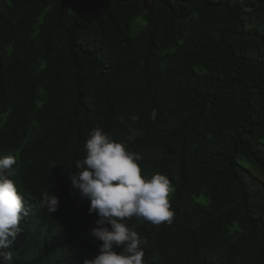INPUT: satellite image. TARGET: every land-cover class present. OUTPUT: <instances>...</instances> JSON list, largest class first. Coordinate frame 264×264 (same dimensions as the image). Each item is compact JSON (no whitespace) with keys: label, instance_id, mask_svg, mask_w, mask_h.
Instances as JSON below:
<instances>
[{"label":"trees","instance_id":"16d2710c","mask_svg":"<svg viewBox=\"0 0 264 264\" xmlns=\"http://www.w3.org/2000/svg\"><path fill=\"white\" fill-rule=\"evenodd\" d=\"M96 128L175 188L171 224L124 221L145 264H264V0H0V158L31 209L13 264L98 254L69 180Z\"/></svg>","mask_w":264,"mask_h":264},{"label":"clouds","instance_id":"9594fccd","mask_svg":"<svg viewBox=\"0 0 264 264\" xmlns=\"http://www.w3.org/2000/svg\"><path fill=\"white\" fill-rule=\"evenodd\" d=\"M156 115L153 109L150 118L155 121ZM131 119L135 122L139 118ZM84 149L86 155L75 164L79 171H69V180L81 198L89 200L88 212L97 214L90 234L101 243L98 254L83 259L82 264H145L142 245L147 240L124 221L136 217L153 225L171 224L175 216L170 199L174 186L160 173L146 178L138 163L141 156L128 151L125 143L115 141L101 128L90 133ZM16 163L14 155L0 158V264H13L12 253L5 250L13 247L23 231L21 220L31 212L16 183L9 179L16 174ZM41 205L52 214L58 210V197L45 191ZM114 246H124L123 253L114 251Z\"/></svg>","mask_w":264,"mask_h":264}]
</instances>
